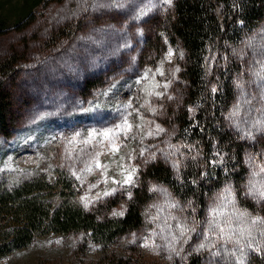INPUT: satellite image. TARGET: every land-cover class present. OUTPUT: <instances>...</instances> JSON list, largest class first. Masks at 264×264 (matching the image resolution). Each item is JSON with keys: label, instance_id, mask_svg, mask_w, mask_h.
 Segmentation results:
<instances>
[{"label": "rangeland", "instance_id": "1", "mask_svg": "<svg viewBox=\"0 0 264 264\" xmlns=\"http://www.w3.org/2000/svg\"><path fill=\"white\" fill-rule=\"evenodd\" d=\"M172 10L173 0H41L23 28L0 31V59H15L16 68L4 79L15 118L0 135V193L59 174L98 218L121 217L134 191L147 193L139 226L112 241L40 225L25 244L0 248V264H105L112 253L132 264H186L191 256L200 264H264V219L238 201L236 186L215 192L198 218L167 184L145 176L154 161L174 174L182 161L174 112L184 95L183 51L160 24ZM157 34L155 51L147 39ZM228 50L238 69L229 122L249 146L241 193L262 205L264 17ZM88 77L99 84L84 91ZM35 195L52 208L61 201ZM8 222L0 232L7 241L16 233Z\"/></svg>", "mask_w": 264, "mask_h": 264}, {"label": "trees", "instance_id": "2", "mask_svg": "<svg viewBox=\"0 0 264 264\" xmlns=\"http://www.w3.org/2000/svg\"><path fill=\"white\" fill-rule=\"evenodd\" d=\"M40 1L0 0V31L11 25L23 28L33 17L32 8ZM263 17L264 0H173L172 13L160 21L161 31L170 41L178 42L183 51L179 74L185 82L184 95L174 112L175 140L182 161L177 174L163 162L154 161L147 166L145 176L167 184L181 200L191 204L198 218L204 215L213 194L231 183L236 186L238 201L264 219V204H256L241 193L247 174L244 152L249 146L229 122L238 69L234 59L228 60V46L239 43ZM161 39L157 34L148 38L147 43L158 51ZM14 64L15 59H0V135L4 136L10 134L15 118L11 92L4 84V79L14 74ZM97 79L86 78L82 89L98 85ZM38 191L46 196L55 195L61 201L52 208L50 202L36 197ZM73 193L69 179L59 174L52 182H27L18 189L0 193V232H5L3 227L10 223L9 218L16 232L9 241V237L4 239L0 234V248L25 244L40 225L53 233L86 230L95 239L112 241L139 226V205L147 194L145 190L142 194L134 191V199L119 218H98L78 205ZM200 260L201 256H191L186 264H200ZM105 264L132 263L130 258L112 253Z\"/></svg>", "mask_w": 264, "mask_h": 264}, {"label": "snow or ice", "instance_id": "3", "mask_svg": "<svg viewBox=\"0 0 264 264\" xmlns=\"http://www.w3.org/2000/svg\"><path fill=\"white\" fill-rule=\"evenodd\" d=\"M165 2H167V3H170L171 2V0H165ZM169 55H171V52H169ZM105 135H107V133H105ZM131 176H129L128 177V182H130L131 181ZM256 221H254V223H255ZM221 231H223V229H221ZM201 247H203V245H201Z\"/></svg>", "mask_w": 264, "mask_h": 264}]
</instances>
